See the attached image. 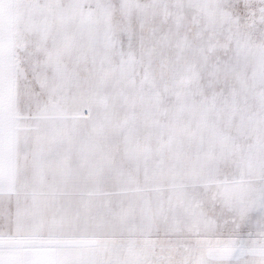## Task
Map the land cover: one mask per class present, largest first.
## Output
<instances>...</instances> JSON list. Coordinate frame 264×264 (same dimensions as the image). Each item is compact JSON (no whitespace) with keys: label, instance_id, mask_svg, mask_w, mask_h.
Instances as JSON below:
<instances>
[{"label":"snow or ice","instance_id":"6c2138e0","mask_svg":"<svg viewBox=\"0 0 264 264\" xmlns=\"http://www.w3.org/2000/svg\"><path fill=\"white\" fill-rule=\"evenodd\" d=\"M0 264H264V0H0Z\"/></svg>","mask_w":264,"mask_h":264}]
</instances>
